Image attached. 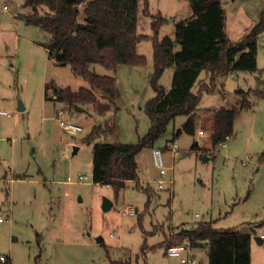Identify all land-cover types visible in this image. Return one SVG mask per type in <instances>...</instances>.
Listing matches in <instances>:
<instances>
[{"label": "rangeland", "instance_id": "rangeland-1", "mask_svg": "<svg viewBox=\"0 0 264 264\" xmlns=\"http://www.w3.org/2000/svg\"><path fill=\"white\" fill-rule=\"evenodd\" d=\"M220 2L225 31L234 42L259 21L264 9V0ZM23 3L0 0V99L4 102L9 93L17 96L13 106L4 105L11 116L0 115V212L8 214L0 223V258L11 259H0V264H179L178 257L166 254V246L182 241L169 239L200 222L249 232L257 243L254 237L264 228V99L258 96L264 89V30L257 37L256 71L217 75L210 88L200 92L194 133L183 132L170 141L186 119L175 117L164 134L137 152V179L116 189L93 181L92 144L135 143L147 132L150 119L144 104L155 94L150 83L153 36L175 38V24L192 18L189 2L139 0L136 30L147 38L137 43V52L145 56L144 65H88L92 72L116 79V108L103 114L91 104L79 110L59 101L42 104L45 76V82L55 78L72 89L89 83L68 65L44 64L48 56L39 44L45 32L19 17L28 11ZM159 18L163 21L155 32L152 22ZM15 33L30 40L16 43ZM173 70L165 68L158 80L166 89ZM202 83H210L207 69L200 72L193 90L198 92ZM237 90L255 104L236 116V134L213 146V110L240 104ZM24 102L28 107L19 111ZM60 109L65 110L63 120L82 127L78 134L62 128ZM107 124L113 126L111 132H106ZM198 129L204 133L198 134ZM152 147L162 149L164 175L153 162ZM104 197L112 201L108 210L102 208ZM129 206L136 212L127 213ZM255 245L253 264H264V239ZM192 253L199 259L194 264H208L207 246L192 247Z\"/></svg>", "mask_w": 264, "mask_h": 264}, {"label": "trees", "instance_id": "trees-1", "mask_svg": "<svg viewBox=\"0 0 264 264\" xmlns=\"http://www.w3.org/2000/svg\"><path fill=\"white\" fill-rule=\"evenodd\" d=\"M192 18L175 24V38L153 36V72L150 83L154 96L144 104L150 119L147 132L135 143L97 140L92 144L91 174L96 183L113 184L116 189L138 177L137 152L164 134L175 117L185 115L182 126L172 132L170 141L181 132L193 134L200 92L209 89L217 75L235 71H256L257 37L264 30V9L259 21L238 41L229 39L225 31V12L220 0H188ZM29 12L19 13L25 22L44 30L40 41L59 65H68L74 75L89 83L72 89L54 80L45 83V94L51 89L54 100L68 108L82 109L91 104L98 114L115 107L117 83L114 76L92 72L88 65L100 63L110 69L118 64L144 65L146 58L137 52V43L147 35L137 33L139 0H24ZM163 18L152 22L157 32ZM176 43L179 49H175ZM173 67L171 87L158 83L167 67ZM210 72V83H202L198 92L192 87L200 72ZM97 91L104 97L101 101ZM241 101L235 107L213 110L211 141L224 142L233 133L234 117L253 105L237 90ZM264 97V89L260 91ZM113 126L106 125V132ZM188 238L193 246H207L208 264H251V234L236 228H217L211 222L181 228L169 239ZM6 262V261H5ZM4 262V263H5Z\"/></svg>", "mask_w": 264, "mask_h": 264}, {"label": "built area", "instance_id": "built-area-1", "mask_svg": "<svg viewBox=\"0 0 264 264\" xmlns=\"http://www.w3.org/2000/svg\"><path fill=\"white\" fill-rule=\"evenodd\" d=\"M64 112L65 111L62 109L58 111V121L60 125L67 133H70L73 135L78 134L82 130V127L78 123H75L73 121L63 120L61 116L64 115ZM0 114L11 116V112L8 109H5L1 105V102H0ZM198 132L200 134L203 133L202 130H199ZM151 154H152L153 162L156 165V167L159 169L160 174L164 175L166 173V168L163 164L162 149L160 147H152ZM86 177L87 176L85 175V176H81L80 178L85 179ZM68 179L72 181L70 177H68ZM161 182L162 180L160 181L159 186H161ZM126 212L129 214H133L136 212V210L132 206H129L126 209ZM3 220H4L3 215H0V221H3ZM257 236H259L261 239H264V228L259 230V234ZM191 247H192V244L190 243L189 239L185 238L180 243L168 244L166 246V254L168 256L178 257L179 264H194V263H197L199 259L192 253ZM5 258L6 256H2L0 259L1 261H5L6 260Z\"/></svg>", "mask_w": 264, "mask_h": 264}, {"label": "crops", "instance_id": "crops-1", "mask_svg": "<svg viewBox=\"0 0 264 264\" xmlns=\"http://www.w3.org/2000/svg\"><path fill=\"white\" fill-rule=\"evenodd\" d=\"M29 10L30 9H28V12H29ZM15 39H16V43L19 41V40H24L23 42H28V40H30V39H28V38H26V37H24V36H22V35H20V34H18V33H15ZM27 40V41H26ZM34 44V43H33ZM35 44H36V42H35ZM39 45H41V44H39ZM23 46L24 47H26L25 46V44L23 43ZM33 46V45H32ZM45 50H46V52H47V49L43 46V45H41ZM47 56H48V52H47ZM49 62L50 63H52V64H54V65H59V64H57V63H55V61L53 60V58H51V57H49L48 56V58H46L45 60H44V64L45 65H47V64H49ZM59 66H63V65H59ZM54 74V73H53ZM52 74V75H53ZM55 75V74H54ZM53 75V76H54ZM55 79V78H54ZM54 79H52V80H54ZM44 80H46V76L44 77ZM43 80V89H42V98H43V105H45V102L47 101V100H52L53 102L55 101L54 100V95H53V92H52V90L51 89H49L48 90V94L46 95L45 94V81ZM59 80H57V81H55L54 80V82L57 84V85H59V86H61L62 85V83L61 82H58ZM61 83V84H60ZM0 86H2L1 85V82H0ZM192 91L193 92H195V90H193V87H192ZM0 93H1V91H0ZM8 93V92H7ZM7 95H9L8 97H7V99L3 102L1 99H0V102H1V105H2V103H3V107L5 108V106H8V107H10V106H13L14 104H15V100H16V98H17V96L14 94V93H9V94H7ZM259 99H264V97H259ZM25 103V105H23L22 103H19V105L20 104H22L23 105V109L22 110H25L27 107H28V105H27V103L26 102H24ZM254 104H255V102H253V105L250 107V108H252L253 106H254ZM5 105V106H4ZM18 105V106H19ZM5 109H7V108H5ZM17 109H18V107H17ZM19 110V109H18ZM22 110H19V111H22ZM61 110V109H60ZM62 110H64V109H62ZM65 111V110H64ZM243 111V110H242ZM241 112V111H240ZM239 112V113H240ZM239 113H237L236 115H235V117H234V122H233V129H234V133H233V135L232 136H234L235 134H236V129H235V118H236V116L239 114ZM0 115H3V114H0ZM5 116H7V115H5ZM8 117V116H7ZM186 120V119H185ZM185 122V121H184ZM199 130H202V129H198V131ZM183 132H181L179 135H181ZM204 133V132H203ZM202 133V134H203ZM198 134H200L199 132H198ZM178 135V136H179ZM201 135V134H200ZM172 142H175V139L174 140H172ZM175 144V143H174ZM196 144H197V147H198V143L196 142ZM77 147V146H76ZM77 149H79L78 147H77ZM77 149L75 150V152L77 151ZM206 159H207V157H206ZM17 177L19 178V177H21V178H19V179H22V178H24V176L23 175H20V174H17ZM16 180H17V178H15ZM68 181H70L69 179H68ZM1 209V208H0ZM0 215H3V217H4V220H7V218H8V214H5L4 212H0ZM3 220V221H4ZM3 221H0V223L1 222H3ZM175 234V233H174ZM173 234V235H174ZM254 240H256V239H254ZM256 242L257 243H262L263 242V239H261V241H257L256 240ZM257 243H254V241H253V239H252V237H251V240H250V253H251V264H253V251H254V248H255V244H257ZM204 246H206V245H204ZM192 247H200V246H193L192 245ZM192 247H191V251H192ZM195 255V254H194ZM196 256V255H195ZM6 261V262H5ZM5 261H2L3 263L5 262V263H7V262H11V259L9 258V256H6V260Z\"/></svg>", "mask_w": 264, "mask_h": 264}, {"label": "water", "instance_id": "water-1", "mask_svg": "<svg viewBox=\"0 0 264 264\" xmlns=\"http://www.w3.org/2000/svg\"><path fill=\"white\" fill-rule=\"evenodd\" d=\"M18 109L19 110H22L23 109V105L20 104L18 106ZM77 149L76 146H74V151ZM204 159H206V157H204ZM112 205V201L110 199H108L107 197H104L103 200H102V208L104 210H108ZM102 238L101 237H98V240L100 241ZM254 239H256L257 241H261V238L259 236H255Z\"/></svg>", "mask_w": 264, "mask_h": 264}]
</instances>
